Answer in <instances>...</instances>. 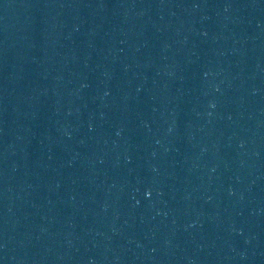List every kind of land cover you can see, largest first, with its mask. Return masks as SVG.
<instances>
[{
	"label": "water",
	"instance_id": "1",
	"mask_svg": "<svg viewBox=\"0 0 264 264\" xmlns=\"http://www.w3.org/2000/svg\"><path fill=\"white\" fill-rule=\"evenodd\" d=\"M0 264H264V0H0Z\"/></svg>",
	"mask_w": 264,
	"mask_h": 264
}]
</instances>
